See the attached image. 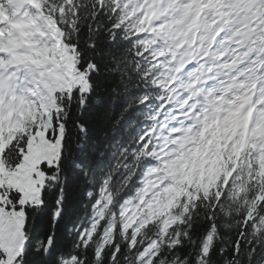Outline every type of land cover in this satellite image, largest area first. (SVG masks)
Instances as JSON below:
<instances>
[{"label": "snow or ice", "instance_id": "snow-or-ice-1", "mask_svg": "<svg viewBox=\"0 0 264 264\" xmlns=\"http://www.w3.org/2000/svg\"><path fill=\"white\" fill-rule=\"evenodd\" d=\"M0 264H264V0H0Z\"/></svg>", "mask_w": 264, "mask_h": 264}, {"label": "trees", "instance_id": "trees-1", "mask_svg": "<svg viewBox=\"0 0 264 264\" xmlns=\"http://www.w3.org/2000/svg\"><path fill=\"white\" fill-rule=\"evenodd\" d=\"M87 153L81 154L82 157L85 156ZM86 197L84 195L83 187L76 191L73 194L72 200H71V209L70 213H79L81 211L82 202H85ZM46 217H42L40 222L38 223V229L39 230H45L46 229Z\"/></svg>", "mask_w": 264, "mask_h": 264}]
</instances>
